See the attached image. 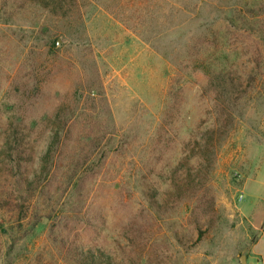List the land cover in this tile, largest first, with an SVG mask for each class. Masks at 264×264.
<instances>
[{
	"label": "rangeland",
	"instance_id": "rangeland-1",
	"mask_svg": "<svg viewBox=\"0 0 264 264\" xmlns=\"http://www.w3.org/2000/svg\"><path fill=\"white\" fill-rule=\"evenodd\" d=\"M62 1L0 0V167L19 126L34 153L15 196L0 174V264H75L72 250L90 247L115 264H264V0ZM205 50L241 78L235 130L203 184L161 207L175 192L160 175L180 158L157 145L171 85L185 88L180 136L202 133L223 99L179 72ZM55 133L56 169L41 177Z\"/></svg>",
	"mask_w": 264,
	"mask_h": 264
},
{
	"label": "trees",
	"instance_id": "trees-1",
	"mask_svg": "<svg viewBox=\"0 0 264 264\" xmlns=\"http://www.w3.org/2000/svg\"><path fill=\"white\" fill-rule=\"evenodd\" d=\"M52 3L55 9L62 10L65 1L52 0ZM203 31L206 36L210 34L208 32L209 29L204 28ZM47 47L48 53L53 54L55 42L50 43ZM209 55L208 50L199 52V55H197L192 62L187 60L189 62L186 61L187 63H183L186 64V68L191 66V68L194 67L196 70L185 71L184 65L182 64L183 67L179 66L181 67L179 72L183 73L185 77L191 80H195V77L198 78L202 76L206 82V86H211L212 84L216 85L219 95L223 97V99L217 104L214 110L215 118L206 122L205 126L202 128V133L192 135V131L189 130L188 134L180 136V130L178 133V125L181 116V103L179 99H177V95L179 92L183 93L185 88L183 86L177 87L176 82L180 79L177 78L170 87L168 93L169 103L165 107V114L162 115L156 126V134L159 139L157 145L166 148L174 144V147H177L176 151L178 150L180 155L176 167L171 168L169 164H165V168L169 171V176L160 175L161 179H163V184H166L167 181L169 182L167 190L175 192V194H172L171 199L158 200L161 207L162 204L168 207L172 201H176L177 204L182 205L183 202L180 201V197L186 193V190L189 191L190 187L194 189L193 185L198 184L197 186H200L203 184V176L205 177L203 174L206 171H208V174L211 172L223 144L235 130L234 125L236 121L237 105L240 99L237 86L241 78L238 74L229 72L223 68L213 69L210 64ZM31 90H34V87ZM66 123L67 122L64 121L63 126H65ZM187 136H189L191 140L189 139L186 141L187 139L185 138ZM64 137L65 136H62L60 133H55L51 137L50 144L43 156L41 154L39 158L42 167L40 173L41 177H50L54 173L57 160L56 153ZM87 141H89V143L94 142L92 138H88ZM31 142V136L21 131V126L5 138L1 162V167H3H0V174L4 171L7 172L4 182L9 183V189L14 196L18 193V186L21 182H25L29 179V172L27 171V174H25L22 171L21 163L28 162L33 164L34 153ZM97 145L98 143L94 145V148H96ZM188 145H195V149L198 152L197 155H193L195 156L193 158L189 157L188 151H186ZM161 158H163V156ZM168 158V152H165L164 159ZM192 171H196L197 174H193ZM86 174L87 173H85V175ZM83 177L84 174L77 179L72 186L73 192L79 193L80 196H84L83 191L85 190L84 186H82ZM2 182L3 180L1 183ZM195 204V208L198 209V203L196 202ZM15 207L19 212L22 210L18 205ZM194 223L196 228L199 229V235L196 240V243H198L203 239L205 234L201 230V226H203L201 220H195ZM1 231H3V225L0 223V232ZM137 233L141 236L143 231L138 230ZM72 251L75 264H115V259L100 248H74ZM141 255L142 254L139 256H131L130 258L133 259L132 264L137 262V259L140 260L144 257Z\"/></svg>",
	"mask_w": 264,
	"mask_h": 264
},
{
	"label": "built area",
	"instance_id": "built-area-1",
	"mask_svg": "<svg viewBox=\"0 0 264 264\" xmlns=\"http://www.w3.org/2000/svg\"><path fill=\"white\" fill-rule=\"evenodd\" d=\"M242 198H243V195H242V194H240V195H239V199L241 200Z\"/></svg>",
	"mask_w": 264,
	"mask_h": 264
}]
</instances>
